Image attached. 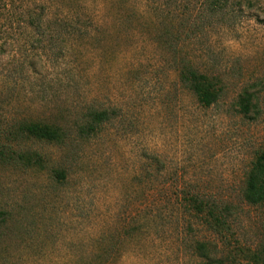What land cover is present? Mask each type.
I'll list each match as a JSON object with an SVG mask.
<instances>
[{
	"label": "rangeland",
	"instance_id": "obj_1",
	"mask_svg": "<svg viewBox=\"0 0 264 264\" xmlns=\"http://www.w3.org/2000/svg\"><path fill=\"white\" fill-rule=\"evenodd\" d=\"M235 1L199 21L196 0H0V144L23 121L62 129L11 142L41 166L0 163V264H264V201L243 195L264 148V0ZM182 59L216 102L179 82ZM92 109L110 118L82 133Z\"/></svg>",
	"mask_w": 264,
	"mask_h": 264
},
{
	"label": "trees",
	"instance_id": "obj_2",
	"mask_svg": "<svg viewBox=\"0 0 264 264\" xmlns=\"http://www.w3.org/2000/svg\"><path fill=\"white\" fill-rule=\"evenodd\" d=\"M200 2L196 15H198L199 21L204 17L205 12L208 16H213L220 21L224 19V16L228 15L231 10H234L233 0H196ZM167 2L166 4H169ZM248 5L253 6L252 1L248 0ZM165 2L160 1L156 4L157 8L165 9ZM175 9H172V13ZM90 23L92 19L89 18ZM200 28L205 24L199 23ZM89 29V28H88ZM87 30V29H86ZM168 35V34H167ZM170 36V35H169ZM178 80L187 88L197 99V101L208 107L218 99L221 91V87L217 86V81L207 75L204 72L197 70L194 65L185 59L179 62L178 66ZM251 94H245L239 102L240 111L247 113L250 107ZM87 119L80 127L82 133H95L99 126L106 120H109L108 113L105 110H94L87 112ZM20 137L29 139H36L46 142H59L62 137V129L55 124L43 123L40 121H23L17 126H11L7 129L5 135L6 141L0 144V163L5 165L17 164L23 168L41 166L43 158L38 153L19 152L11 146V142H14ZM58 178L63 179L65 177L63 171L56 172ZM244 198L251 204H257L264 201V148L255 158L250 170L247 173L245 180V189L243 192ZM182 203L184 208L188 211L198 213L202 215L206 221L212 219L216 222H220L223 214L221 212H215V206L210 204L207 200H203L196 194L184 193L182 195ZM4 214V213H3Z\"/></svg>",
	"mask_w": 264,
	"mask_h": 264
}]
</instances>
